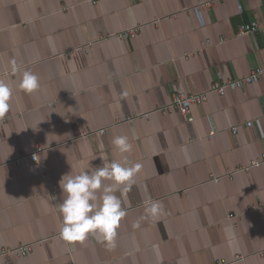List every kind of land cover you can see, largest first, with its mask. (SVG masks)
Masks as SVG:
<instances>
[{
    "label": "crops",
    "instance_id": "obj_1",
    "mask_svg": "<svg viewBox=\"0 0 264 264\" xmlns=\"http://www.w3.org/2000/svg\"><path fill=\"white\" fill-rule=\"evenodd\" d=\"M251 20L264 26V0H0V79L13 89L0 119V249L32 245L0 264H264V77L210 93L193 121L144 116L264 66V27L238 34ZM130 27L135 35L118 37ZM13 59L39 77L37 91L17 88ZM117 135L143 167L115 247L66 243L59 181L121 159ZM36 147V161L8 162ZM148 197L164 213L134 228Z\"/></svg>",
    "mask_w": 264,
    "mask_h": 264
},
{
    "label": "clouds",
    "instance_id": "obj_2",
    "mask_svg": "<svg viewBox=\"0 0 264 264\" xmlns=\"http://www.w3.org/2000/svg\"><path fill=\"white\" fill-rule=\"evenodd\" d=\"M10 74H20L17 88L31 94L40 88V79L32 71L21 69L15 59L10 60ZM13 89L0 79V119L10 111ZM112 145L121 159L108 161L103 158L102 166L71 172L61 177L59 186L62 202L58 204L60 213L59 238L66 243L83 242L89 236L106 248L115 247L120 222L127 216L125 202L127 194L135 184V177L143 165L128 160L132 144L127 135H117ZM95 159V158H94ZM258 166L259 161H253ZM119 192L120 195H116ZM144 214L134 224L140 226L141 220L158 219L164 213L161 201L150 197L143 201Z\"/></svg>",
    "mask_w": 264,
    "mask_h": 264
},
{
    "label": "built area",
    "instance_id": "obj_3",
    "mask_svg": "<svg viewBox=\"0 0 264 264\" xmlns=\"http://www.w3.org/2000/svg\"><path fill=\"white\" fill-rule=\"evenodd\" d=\"M95 2V0H91ZM217 1L208 2L205 5L209 6L213 3H216ZM264 26L262 24H259L255 20H251L248 23H242L238 27V34L239 35H245L254 33L257 31H262V28ZM137 32V27H130L126 30H123L118 34V37L120 38H127L129 36L135 35ZM264 77V66H256L252 68L248 73H246L243 76L235 77V78H228L223 81H214L209 89L198 92V93H188L185 91H180L178 93H175L171 99V101L163 106L156 107L149 112L145 113L144 116L148 117L152 113H160V114H169L173 112H178L186 121H193L194 117L192 115V106L196 104H201L204 101L208 99V95L210 93H217L219 95H224L226 91L228 90H236V89H243L246 86L257 84L260 82V80ZM133 117H130L129 120H131ZM247 126L252 125V121L246 122ZM238 126L234 125L231 127V131L233 134L237 132ZM108 134L109 129L106 127L98 128L94 130H87V131H79L78 138H85L90 134ZM210 136L214 135V132L209 133ZM71 143L75 141L70 140ZM41 150V147H36L33 152H31L28 155H21L18 157H9L8 162H14V163H21L24 159L30 158L32 161L37 160V154ZM260 164V161H259ZM251 166H256L251 165ZM245 169H249V167H246ZM214 180L217 181L218 178L214 177ZM59 236V234H58ZM30 244L22 245L16 248H10L5 247L0 249V256L2 257H9L11 254L15 255H25L31 250Z\"/></svg>",
    "mask_w": 264,
    "mask_h": 264
}]
</instances>
